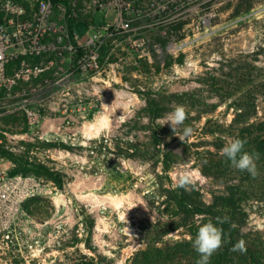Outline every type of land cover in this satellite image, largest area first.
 Instances as JSON below:
<instances>
[{"label": "rangeland", "instance_id": "obj_1", "mask_svg": "<svg viewBox=\"0 0 264 264\" xmlns=\"http://www.w3.org/2000/svg\"><path fill=\"white\" fill-rule=\"evenodd\" d=\"M241 1L154 0L152 24L89 47L98 52L97 70L70 76L59 70L57 85L33 99L37 123L24 111L0 110L7 182L0 183V264H130L173 221L161 190L176 187L178 170L189 167L198 174L197 187L213 188L191 161L162 172L159 164L106 153L101 137L133 141L121 124L148 100L172 93L218 104L198 126L210 118L228 124L230 100L220 103L213 84L242 91L244 82L233 84L243 72L237 69L249 59L260 67L264 56V0H247L250 8L234 16ZM163 118L155 123L162 126ZM170 147L180 152L179 143ZM248 226L264 231V213H251ZM184 236L182 228L166 231L155 245L165 256L167 245Z\"/></svg>", "mask_w": 264, "mask_h": 264}, {"label": "trees", "instance_id": "obj_2", "mask_svg": "<svg viewBox=\"0 0 264 264\" xmlns=\"http://www.w3.org/2000/svg\"><path fill=\"white\" fill-rule=\"evenodd\" d=\"M247 2L242 0L233 15H239L242 9L248 10L250 5ZM242 3L244 7H240ZM260 50L263 52L264 47ZM255 62L256 59H249L245 67L237 69L243 72L236 76L233 84L244 82L242 91H229L230 84L227 87L213 84L216 88L213 92H216L220 103L230 100L228 107L232 109L233 117L228 124H220L210 118L204 126H198L202 117L214 114L218 104L207 103L194 93H172L165 98L148 100L145 108L121 124V127L127 128L122 135L125 137L134 133L133 141L101 137L100 147L106 153L151 163L153 167L159 164L162 172H167L176 164L191 161L213 185L209 191L195 184L188 190L178 187L161 190V196L164 195L168 203L167 217L173 221L167 230L157 232L156 239L146 243L145 249L135 254L130 264H196L199 255L189 238L194 239L199 226L209 221L221 227L224 236V244L212 256L210 264H264V231L248 226L251 213L256 210L264 213V56L260 67L253 65ZM208 81L204 79L202 83ZM176 105L186 108L187 119L173 133L171 127H162L155 121L163 118ZM144 118L148 119L147 123H143ZM185 126L193 128V135L209 136L211 140L187 139L183 143L178 136ZM141 133L142 139H139ZM234 138L246 142L244 151L259 154L256 161L259 174L255 178L232 167L230 161L220 154L224 144ZM174 142L181 146L180 155L170 147ZM110 145L115 148V153L110 151ZM178 228L184 229L187 236L180 242L168 244L167 254L163 256L161 249L155 245L157 239L166 231ZM240 239L246 242L247 251L244 253L231 250Z\"/></svg>", "mask_w": 264, "mask_h": 264}, {"label": "built area", "instance_id": "obj_3", "mask_svg": "<svg viewBox=\"0 0 264 264\" xmlns=\"http://www.w3.org/2000/svg\"><path fill=\"white\" fill-rule=\"evenodd\" d=\"M153 12L154 0H0V110L24 111L37 123L33 99L57 85L59 70H97L98 52L89 47L146 28ZM0 183H7L1 169Z\"/></svg>", "mask_w": 264, "mask_h": 264}, {"label": "clouds", "instance_id": "obj_4", "mask_svg": "<svg viewBox=\"0 0 264 264\" xmlns=\"http://www.w3.org/2000/svg\"><path fill=\"white\" fill-rule=\"evenodd\" d=\"M96 39H99V36L93 37V40ZM186 119V108L183 105H176L172 111L165 114L162 126L166 124L169 125L173 133H175L177 128L184 125ZM193 132L194 130L191 126H185L178 137L184 143L193 135ZM245 143L244 140L239 138L230 139L220 149V154L230 161L232 167L241 172L246 171L255 178L259 174L256 163L259 159V154L244 151ZM162 146L164 147L163 144ZM176 153L180 155L179 150H177ZM197 175V173H194L186 166L178 170L177 173L173 175L172 179L176 187L188 190L194 185ZM189 239L192 242V247L199 255L196 264H210L212 256L217 253L224 244L223 229L209 221L199 226L194 239L191 237ZM231 250L241 253L246 252L247 248L245 240L240 239L237 241Z\"/></svg>", "mask_w": 264, "mask_h": 264}]
</instances>
